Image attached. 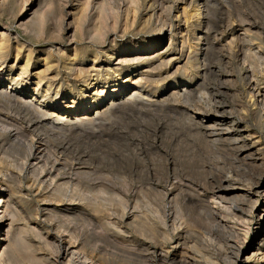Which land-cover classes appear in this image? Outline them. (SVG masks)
<instances>
[{
  "label": "bare ground",
  "instance_id": "bare-ground-1",
  "mask_svg": "<svg viewBox=\"0 0 264 264\" xmlns=\"http://www.w3.org/2000/svg\"><path fill=\"white\" fill-rule=\"evenodd\" d=\"M178 1L181 13L176 17H183L184 32H189L190 43L186 47L187 38L184 41L182 27L178 25L179 37L174 44L179 48L171 47L174 30L170 29L171 43L160 50L162 41L157 42V38L136 43L131 40L128 44L115 40L117 31L120 33L118 24L122 12L131 11V23H134L140 0H128L124 11L120 4L114 6L112 1L84 0L79 17L74 7L68 6L67 12L60 13L51 34L45 30L51 7L48 0H0V264H96L94 247L84 227L73 226L69 217H66L67 224L58 226L65 234L52 236L50 242H45L46 239L32 243L25 237L26 226L16 227L14 190L10 183L13 179L20 182L21 177L8 170L3 173L2 165L18 159L24 160L20 166L26 169L30 161H40L44 150L40 143L31 146L32 138L28 139L25 127H47L61 134L75 132L94 139L104 136L103 128L109 122L105 121L112 113L134 115L162 111V108L184 117L188 132L203 142V160L189 159V168L187 162L167 159L160 172L153 176L154 184H148L160 197V203L154 202L151 216L129 213L124 218L127 225L155 239L158 243L154 254L169 264H264V78L261 74L264 46L261 44V50L252 39L254 35L262 37L264 32H257V24L246 18L240 20L239 25L227 21L219 28L215 24L211 32L209 18L218 6L217 0ZM36 5L39 8L34 10ZM5 14L14 17L13 26L2 22ZM124 17L123 32L129 26L127 13ZM216 30L221 31L220 34ZM64 34L69 40L63 47L52 44L39 47L30 43L34 39L36 43L46 44L50 38L66 42ZM22 37L31 39L28 42ZM211 58L226 66L237 59L239 78L235 79L229 72L221 76L210 66ZM179 72L185 83L178 85L175 80L155 93V89L159 91L156 85L162 78L167 81L171 74ZM209 75L223 82L216 86L209 84ZM236 82L241 86L233 91L229 90L231 85L225 88L228 83ZM222 94L227 95L231 105L220 96ZM113 114V118L117 116ZM21 115L29 118L21 120ZM20 120L26 125H20ZM249 121L252 126L248 125ZM99 141L98 144L103 143ZM128 141L130 146L134 144ZM53 165L46 171V179L51 183L44 185L41 193L36 189L42 201L54 200L57 206L68 210L72 218L82 216L78 211L80 207L92 210L96 198L104 195L103 190H93L87 178L85 190L75 186L71 189L70 174L57 173ZM80 170L73 174L76 176ZM187 172L205 176L208 184L202 211L199 210L205 218V225L201 227L203 239L208 243H204L199 256L194 236L184 226V218L199 221L198 216L191 214L190 196L182 192L181 177ZM27 186L33 188L32 184ZM257 213L260 214L254 220L253 215ZM28 228L30 232L32 229ZM171 242L173 249L168 251L166 245Z\"/></svg>",
  "mask_w": 264,
  "mask_h": 264
},
{
  "label": "rangeland",
  "instance_id": "rangeland-1",
  "mask_svg": "<svg viewBox=\"0 0 264 264\" xmlns=\"http://www.w3.org/2000/svg\"><path fill=\"white\" fill-rule=\"evenodd\" d=\"M11 1L13 2L14 0ZM48 1L51 4L50 9L48 10L49 15H48V23H47V25L49 24L48 26L51 27H48L46 25V29H45L48 34H51L53 32L54 25L56 23V20L59 18L60 13L62 15L63 13H65L66 10L68 11L69 9L68 6L74 7V12L76 11L75 12L76 17H79L83 13L81 3L84 0H77V1L48 0ZM108 1H112L114 3V6L116 4H120L121 10L123 11L127 9V4L125 3H128V0H123V1L108 0ZM140 1L141 3L139 5L140 7L138 8L137 18L134 23H131L132 22L131 19H133L132 18L133 14L131 13V11H128L129 13L125 11L127 13V17H128L127 19L129 20V21L127 20L128 21L127 25L129 26L124 32L122 31V29L125 18L124 16L126 13L124 12H122L123 14L121 13L122 18L120 19V22L118 24L120 28V33L117 31V35L115 39L117 43H120L123 40L127 44L128 42H131V40L132 42L136 43L142 41H149L150 39L157 38V42L160 41L159 43H161L162 41L160 47L158 45L160 50L165 49V47H167V43L168 42L171 43L172 40L173 42L171 43V47L173 50H176L177 48H179V45L174 43H175V39L179 37V34H177V26L180 25L182 27L181 34L183 33L184 41L187 38V40L185 41L187 47L188 43H190L189 41L190 35L188 31L185 30L184 32L185 28L183 26V17L181 16H178V18L176 17L178 14L181 13V11H179L180 9L178 8V3H179L178 0H140ZM122 2L125 5H122L121 4ZM217 2H218V6L214 8L209 18L211 20L209 21V27H212V29H210L211 32L214 31L213 28L215 24H217L219 28L222 27L223 22L226 23L227 21L239 25V21L242 20L243 18L250 19L251 21L255 22L258 26L257 32L260 31L259 32L260 34L264 32V1L263 0H253V1L252 0H217ZM36 6H34L35 9L33 8L34 10H37L39 8V5ZM59 8L60 10L62 9V11H60ZM17 10L18 7L16 6L15 11L17 12ZM1 20L3 23L9 26H13V24L11 23L15 21L13 16H9L6 14L4 15V17H2ZM170 29L171 31L174 30V32L171 33V36L173 37V38L171 37V41L168 37ZM11 30H14V27H12ZM216 32L220 34L221 31L216 30ZM66 35L67 34H64V40H66V42H64L63 40L60 41V39L58 41V39L50 38V40L51 39L52 40L51 41L49 40L46 44L36 43L34 39H31L29 37H24V38L22 37V39L25 40L26 38L28 39L27 40L28 42L31 39L30 43H34L35 46H39V47L41 46L46 47L48 46L47 44H52L56 47H63L66 46L67 40H69L68 39L69 36L67 35L66 37ZM261 36L263 38L259 37L258 35H254L252 36V39L255 46L256 47L261 46L262 48L260 47V49L262 50L264 46L263 44L264 34L263 35L261 34ZM257 37H259L260 39ZM111 39H113V37L107 41L106 47ZM78 46L81 47V44L79 42H78ZM262 51L264 52V50ZM175 55L177 58L178 54L176 53ZM214 59L215 58L210 59L211 62L210 66L216 71L220 72L219 74L221 76H224L229 72L233 75V77L235 76L234 77L235 79L239 78L237 75V71H238L237 69L240 63L237 61V59H233L235 64L233 63V61H231L230 63L232 64L231 66L229 64H227L226 66L224 62L217 63V59L215 60ZM235 65L237 67H235ZM261 69L263 70L261 71V74L264 78V62L261 66ZM170 76L167 79V81L162 78L161 79L162 81L160 80L158 82L156 87H158L159 91L155 89L156 90L155 93L157 94L160 93V91L164 87H166L175 80H178L177 82L178 85H181L183 82L185 83V81L180 79L181 78L180 72L173 75L171 74ZM208 78L212 81L211 82L209 79H207L208 83L215 86L216 84L219 85L221 82H223L222 79L220 78L217 79L218 77L214 78V75L211 76L209 75ZM238 82L240 83V80H238ZM262 82H264V79ZM236 83H228L229 85L227 84L225 88H227V86L229 88V86L231 85L230 86L231 89L229 90L233 91L235 87L241 86L239 83L237 84ZM241 84L243 83L241 82ZM199 92H202V89H199ZM220 96H222L223 99L228 104L231 105V101L227 97V95L222 94ZM184 107L186 106L184 105ZM166 109L167 108H162V111L159 109L158 110L159 112L157 110H153L147 113L143 112L142 114L134 113L135 116L129 112L114 113V114L112 113L113 116L114 115L117 116H114L113 118L111 114L109 119L105 121V123H107L108 121L109 122L106 124V127L103 128L104 136L100 138H94L96 142L94 141V139L89 138V136H85L75 132L61 134L59 132L50 131L47 127H39V128H36L37 126L25 127L26 128L25 130H27L28 139L32 138L31 140L29 139L31 146L35 147L37 144L40 143L44 149L43 154L40 157V161L38 162L39 159L37 161H30L32 164L30 163V166H27L25 169L22 168V166H20V164L23 165L22 163H24V160L16 159L13 160L12 162H8L9 165L5 163L4 165H2L3 166L2 168H3V173L4 172L8 173L7 172L8 170L10 173H17L21 177L20 182H18L16 179H13L10 185H12V188L14 190V195H13L14 215H15L14 221L16 227L26 226L27 233L26 236L25 234L24 236L27 238V240L32 241V243H42L47 239L45 242L47 241L50 242L52 236L59 237L62 234H65L61 229L58 228V226L64 225L65 223L67 224L68 221L66 220L67 219L66 217H69L72 221V225L76 224L82 228L84 227L88 239L90 240V244L92 245V247H94L93 255L96 264H169V262L168 263L164 262L162 259H159V257L156 254H154L153 249L155 248L157 249L156 243L158 242L153 238L151 239L143 236L142 234L137 232V230L133 226L129 227L124 219L126 215L134 212H135L134 214L137 216H143L144 214L147 216H151L152 209L155 207L154 202L159 204L160 197L157 196L156 191L152 190L148 184L149 183L154 184L153 176L158 171L160 172L161 169L160 167L163 164H165L168 160H175L180 162L184 161L183 163L187 162L186 163L187 167L190 165L189 159L191 158L193 159V161L203 160L202 150L204 149V146L202 140L198 136H196L198 137L196 138L194 137L195 135L188 132V130L185 127L184 117L180 116L178 113H175L169 108L167 110ZM145 113L147 114V116ZM151 114L154 115L152 116ZM137 116L139 120L136 118ZM21 117H22L21 120L23 119L27 120L29 118L28 116L26 117L24 115H21ZM142 118L144 121L141 120ZM146 119L147 121L145 123ZM21 120L19 121L20 125L22 126L26 125L25 123L21 122ZM130 120L131 122H129ZM137 121L139 122L137 123ZM250 124H252V121L248 122V125ZM114 125L116 126L118 125L121 128L119 129V127L117 126L118 128L117 129L116 126ZM155 125H157V127H155ZM178 126L179 128H177ZM110 128L112 131L110 130ZM122 128L123 129L125 128L127 130L125 129L122 130ZM116 139L119 141H117ZM128 139H130V141H133L134 144L132 146H130L131 142H129ZM99 140L103 143H100ZM113 140L114 142L112 143ZM98 141L100 144H98ZM135 142L138 143L136 144ZM90 143L92 144L90 145ZM134 147L135 149L137 148L136 151ZM185 158H187L188 161ZM52 165L54 167L56 165L55 168L57 173L63 174L64 172H66L70 174L71 177L70 179L72 180L71 189L77 187L80 190L81 188L82 190H85L86 189L85 186H87L86 185L87 184L86 178H87L91 181V182L89 181L88 184L90 185L92 184V186L94 187L92 188L93 190L94 189L103 190L104 195H99L96 198L97 203L96 206L92 208V210L88 211V209L86 208L81 209L82 207H80V209L78 208V211L79 212L81 211L80 214H82V216L78 215L77 217L72 218V215L68 212V210H63V208L57 206L54 200L50 202L42 201L39 195L45 189L44 185H48L51 183V180L46 179L48 178V176H46L47 173L46 171ZM33 166H34V170H31ZM42 166H45L46 169L45 167ZM190 167L191 166H189V168ZM78 168L81 169L80 170L81 172L77 173V175L75 176L73 173L74 172L76 173L79 170ZM241 171L243 172V169ZM181 183L184 186L182 192L188 194V196H190V201H192L193 203L192 207L190 208L191 214H193V217L198 216L199 219L198 222L195 221L193 222V220L190 217L188 218V220L184 218V220H186L184 222L185 223L184 226L190 232V235L194 236L193 241L195 242L196 253L199 256V252L201 253L200 250L201 248L204 247V243H208V241L205 242V240L203 239V236L205 235L202 233L203 231L201 227L205 225V221H204L205 218L203 215H201L202 213L200 212L202 211L201 206L204 205L203 199L205 197V192L208 191V184L206 183L205 176H202L201 174L198 173L196 174L189 172H187L186 174H184V176L181 177ZM27 184H32L33 188H29ZM36 189L40 192L39 195L36 194L37 193ZM59 210H61L62 213H60L61 211ZM73 213L74 212H72V214ZM196 214H200L201 217H199V215ZM259 214L260 213L253 215L254 220L255 218H257ZM26 224L28 225V227H30V230L32 229L30 232ZM73 226H71L70 228H73ZM172 245H173L172 242L167 244L166 250L171 251L173 249Z\"/></svg>",
  "mask_w": 264,
  "mask_h": 264
}]
</instances>
